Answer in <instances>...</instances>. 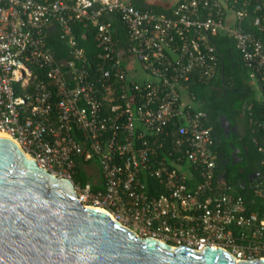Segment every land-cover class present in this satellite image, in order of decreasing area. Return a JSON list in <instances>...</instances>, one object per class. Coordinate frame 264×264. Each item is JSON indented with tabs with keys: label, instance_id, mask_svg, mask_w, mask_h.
Returning a JSON list of instances; mask_svg holds the SVG:
<instances>
[{
	"label": "built area",
	"instance_id": "1",
	"mask_svg": "<svg viewBox=\"0 0 264 264\" xmlns=\"http://www.w3.org/2000/svg\"><path fill=\"white\" fill-rule=\"evenodd\" d=\"M251 1L180 0L166 15L131 0H0V133L58 177L71 179L76 156L91 161L86 167L96 162L104 189L74 184L77 195L138 236L264 258V213L224 191L221 176L214 181L206 113L187 90L193 71L204 83L215 75L212 38L223 32L262 94L264 40L241 26ZM105 12L120 15L127 48L118 49L110 21L99 20ZM254 12L252 25L264 34V0ZM74 20L96 25L93 65L72 35ZM53 24L68 45L66 60L47 44ZM147 177L162 192L148 195Z\"/></svg>",
	"mask_w": 264,
	"mask_h": 264
},
{
	"label": "water",
	"instance_id": "2",
	"mask_svg": "<svg viewBox=\"0 0 264 264\" xmlns=\"http://www.w3.org/2000/svg\"><path fill=\"white\" fill-rule=\"evenodd\" d=\"M219 121L225 132L234 129L225 117ZM0 264H264V258L237 260L221 247L196 250L138 236L81 202L71 179L42 168L0 134Z\"/></svg>",
	"mask_w": 264,
	"mask_h": 264
},
{
	"label": "trees",
	"instance_id": "3",
	"mask_svg": "<svg viewBox=\"0 0 264 264\" xmlns=\"http://www.w3.org/2000/svg\"><path fill=\"white\" fill-rule=\"evenodd\" d=\"M131 2L142 11L166 15L171 13V9L147 4L144 0H131ZM257 2L259 0H252L247 6L248 14L242 20L241 26L244 31L253 32L264 40V34L252 25L258 14L254 12V4ZM241 4L242 1H238L237 6ZM99 20L110 21L112 39L117 44V48H127L130 40L120 15L117 12H105ZM96 29L93 22L84 24L77 20L72 21V35L77 45L83 48L90 65L97 62L96 55L99 51L95 40ZM45 31L47 44L53 50L56 59H68V45L60 38L57 26L54 24L48 26ZM212 41L219 56L217 71L206 83L201 82L197 72L193 71L187 81L188 94L192 97L194 106L206 113L205 124L210 129L215 155L214 181L224 172L223 190L234 196H241L246 202L248 211H255L261 215L264 213V150H262L264 149V90L260 95L255 89V84L248 76V70L242 62L232 36L219 32ZM219 117H225L230 125L240 131L233 137L236 144L244 143L247 147L242 153L243 161L239 166L222 168L219 163L218 153L226 143V134L221 127ZM90 162L76 156L71 180L78 187H84L89 183L92 192L102 191L104 188L99 170L96 174V184H92L95 176L86 170V165ZM251 174H255V177ZM146 183L148 195L162 192V187L156 178L147 177ZM188 184L191 182L188 181ZM257 186L262 190L261 196L254 193Z\"/></svg>",
	"mask_w": 264,
	"mask_h": 264
},
{
	"label": "flooded vegetation",
	"instance_id": "4",
	"mask_svg": "<svg viewBox=\"0 0 264 264\" xmlns=\"http://www.w3.org/2000/svg\"><path fill=\"white\" fill-rule=\"evenodd\" d=\"M230 127H234V126L230 125ZM239 132L240 131L236 130L235 127L234 129H230L229 132L224 131V133L226 134V143L224 144L222 151L218 153V157L220 160L219 163L221 164L222 168H226L230 166H239L243 161L242 153L244 152V150H246L247 147L244 145V143H242L243 145L236 144V141H234L233 138ZM251 176L255 177V174H251ZM160 241L164 242L163 240ZM165 243L170 244L168 242Z\"/></svg>",
	"mask_w": 264,
	"mask_h": 264
},
{
	"label": "crops",
	"instance_id": "5",
	"mask_svg": "<svg viewBox=\"0 0 264 264\" xmlns=\"http://www.w3.org/2000/svg\"><path fill=\"white\" fill-rule=\"evenodd\" d=\"M178 1L180 0H144L147 4L158 6L163 9H171V11ZM227 25H229V22H227Z\"/></svg>",
	"mask_w": 264,
	"mask_h": 264
},
{
	"label": "rangeland",
	"instance_id": "6",
	"mask_svg": "<svg viewBox=\"0 0 264 264\" xmlns=\"http://www.w3.org/2000/svg\"><path fill=\"white\" fill-rule=\"evenodd\" d=\"M93 164H94V166H87L86 167V170H87V172H89V173H94V174H96L95 173V170L96 171H98V167H97V163L96 162H93ZM76 187V186H75ZM77 191V193H82V191L79 189H77L76 190ZM90 202V198L89 197H87L86 198V203H89Z\"/></svg>",
	"mask_w": 264,
	"mask_h": 264
},
{
	"label": "bare ground",
	"instance_id": "7",
	"mask_svg": "<svg viewBox=\"0 0 264 264\" xmlns=\"http://www.w3.org/2000/svg\"><path fill=\"white\" fill-rule=\"evenodd\" d=\"M0 134H4V133H0ZM4 135H6V134H4ZM8 136V135H7ZM75 188V187H74ZM75 191H76V189H75ZM79 196V195H78ZM79 198H80V200H81V202H83L84 203V201H83V198L81 197V196H79ZM96 206V205H95ZM96 207H98L99 209H103L102 207H99V206H96Z\"/></svg>",
	"mask_w": 264,
	"mask_h": 264
}]
</instances>
